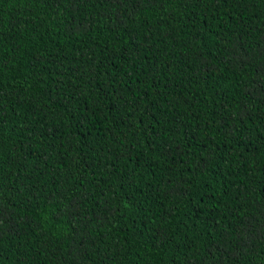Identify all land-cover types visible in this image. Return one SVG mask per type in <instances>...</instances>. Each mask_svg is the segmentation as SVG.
Listing matches in <instances>:
<instances>
[{"label": "trees", "instance_id": "16d2710c", "mask_svg": "<svg viewBox=\"0 0 264 264\" xmlns=\"http://www.w3.org/2000/svg\"><path fill=\"white\" fill-rule=\"evenodd\" d=\"M0 264H264V0H0Z\"/></svg>", "mask_w": 264, "mask_h": 264}, {"label": "snow or ice", "instance_id": "6c2138e0", "mask_svg": "<svg viewBox=\"0 0 264 264\" xmlns=\"http://www.w3.org/2000/svg\"><path fill=\"white\" fill-rule=\"evenodd\" d=\"M133 2H135V0H133Z\"/></svg>", "mask_w": 264, "mask_h": 264}]
</instances>
